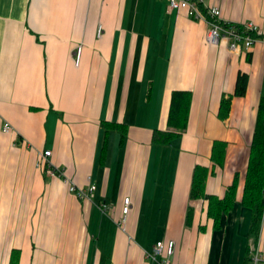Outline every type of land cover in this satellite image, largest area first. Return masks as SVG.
Instances as JSON below:
<instances>
[{"label":"crops","instance_id":"0c3cea01","mask_svg":"<svg viewBox=\"0 0 264 264\" xmlns=\"http://www.w3.org/2000/svg\"><path fill=\"white\" fill-rule=\"evenodd\" d=\"M216 3L225 19L264 32V0ZM207 30L167 0H0V264L14 250L19 264H156L149 255L169 239L172 264H246L251 247L264 248V220L254 238L252 209L240 201L264 95V38L235 52L227 39L209 45ZM240 71L246 94L223 120L221 99ZM175 90L193 94L189 123L161 144L154 135L168 129ZM215 140L227 141L225 160L206 192L222 195L239 174L219 228L206 201L190 197L196 165L213 167ZM45 150L56 174L38 164ZM71 184L96 189L82 199Z\"/></svg>","mask_w":264,"mask_h":264},{"label":"trees","instance_id":"16d2710c","mask_svg":"<svg viewBox=\"0 0 264 264\" xmlns=\"http://www.w3.org/2000/svg\"><path fill=\"white\" fill-rule=\"evenodd\" d=\"M249 82V74L240 71L237 77L236 89L232 94L223 95L219 117L226 119L231 110L234 96L246 94ZM193 94L189 90H175L172 93L171 106L168 118V129H158L154 138L161 144L171 141L181 135L187 128L191 110ZM106 124V123H105ZM109 127H118L123 133L127 126L119 123H107ZM227 141L215 140L212 147L211 161L213 167L197 164L193 174L190 191L191 199H204L205 212L208 220H211L214 228H219L224 214L230 211L237 200L239 192V174L226 186L222 195L209 194L206 192L208 176L213 173L214 166H222L225 160ZM241 204L252 209L251 233L258 238L264 220V95L260 98L257 112V120L254 128L253 138L250 144V153L247 169L244 176ZM193 209L189 208L186 223L193 222ZM10 264H19V251L14 250ZM246 264H252L251 253L247 256Z\"/></svg>","mask_w":264,"mask_h":264},{"label":"built area","instance_id":"2783aa9c","mask_svg":"<svg viewBox=\"0 0 264 264\" xmlns=\"http://www.w3.org/2000/svg\"><path fill=\"white\" fill-rule=\"evenodd\" d=\"M171 10L185 9L189 15L195 19L205 20L208 23L206 33V42L209 45H218L223 39L228 40V47L232 51H239L243 48L251 49L255 43L264 38V32L260 26L254 21L233 22L225 19L222 16L221 9L216 3L210 5L207 0H167ZM103 34V27L100 24L98 27V36ZM82 46L78 47L76 53V63H80ZM12 130V125L5 123L3 131L9 132ZM51 150H45L39 157L38 164L40 166H49L48 171L56 174L55 169L50 162ZM63 175V174H62ZM96 186L90 184L87 188L77 187L74 184L70 185V190L76 193L82 199H91L94 195ZM130 198H125V206L123 208L124 217L120 224L123 225L127 220L129 211ZM110 206L107 203L101 205L103 210H107ZM176 242L173 239L167 241H159L154 247V252L149 255L156 264H172L171 256L175 252ZM163 259H159V256ZM252 264H264V248L260 246L251 247Z\"/></svg>","mask_w":264,"mask_h":264},{"label":"rangeland","instance_id":"374dc122","mask_svg":"<svg viewBox=\"0 0 264 264\" xmlns=\"http://www.w3.org/2000/svg\"><path fill=\"white\" fill-rule=\"evenodd\" d=\"M161 231H162V230L157 231V232H158L157 234H161ZM135 238H136V237H135ZM137 238H140V237L137 236ZM149 238H154V237H149ZM132 239H133V237H132ZM135 241H136V239H135ZM159 259H163V257L160 255V256H159ZM151 262H152V261H151ZM152 263H153V262H152ZM153 264H154V263H153Z\"/></svg>","mask_w":264,"mask_h":264}]
</instances>
